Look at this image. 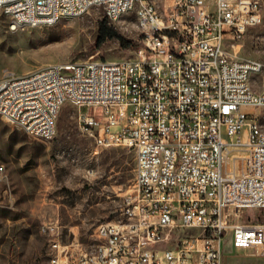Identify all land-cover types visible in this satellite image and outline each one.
<instances>
[{"label":"built area","instance_id":"built-area-1","mask_svg":"<svg viewBox=\"0 0 264 264\" xmlns=\"http://www.w3.org/2000/svg\"><path fill=\"white\" fill-rule=\"evenodd\" d=\"M140 35L130 59L52 63L0 75V119L50 140L65 103L94 153L126 146L133 183L117 220L99 223L85 246L45 222L44 264H223L233 251L264 257V223L232 221L264 209V62L227 44L262 20V0H0L9 29L53 25L91 8ZM32 97V105H23ZM83 109H87L84 111Z\"/></svg>","mask_w":264,"mask_h":264},{"label":"rangeland","instance_id":"rangeland-1","mask_svg":"<svg viewBox=\"0 0 264 264\" xmlns=\"http://www.w3.org/2000/svg\"><path fill=\"white\" fill-rule=\"evenodd\" d=\"M164 9L165 0H154ZM136 7L111 22L126 39L139 43L134 28ZM101 10L63 18L53 25L9 29V18L0 9V75L23 74L52 63L101 58L130 59L133 48H123L115 38L95 46ZM237 58L264 62V0L262 20L244 35L227 44ZM86 111L87 109H83ZM263 115H264V108ZM78 109L65 103L55 121L50 140L30 137L21 128L0 119V264H44L47 238L42 225L57 220L64 239L76 232L89 246L96 226L121 217V205L133 183L135 154L126 146H110L94 153L92 141L78 127ZM232 221L264 223V209L242 208L231 212ZM223 264H264L251 248L233 251L227 235L223 241Z\"/></svg>","mask_w":264,"mask_h":264},{"label":"trees","instance_id":"trees-1","mask_svg":"<svg viewBox=\"0 0 264 264\" xmlns=\"http://www.w3.org/2000/svg\"><path fill=\"white\" fill-rule=\"evenodd\" d=\"M117 39L119 44L123 48H133L136 49L139 47V43H133V41L126 39L123 37L111 23H108L106 18L104 17L98 25L97 36L95 40V46L100 47L103 43H105L109 39Z\"/></svg>","mask_w":264,"mask_h":264},{"label":"bare ground","instance_id":"bare-ground-1","mask_svg":"<svg viewBox=\"0 0 264 264\" xmlns=\"http://www.w3.org/2000/svg\"><path fill=\"white\" fill-rule=\"evenodd\" d=\"M48 65H52V64H48ZM45 66H47V65H45ZM23 105H32V97H24L23 98Z\"/></svg>","mask_w":264,"mask_h":264}]
</instances>
